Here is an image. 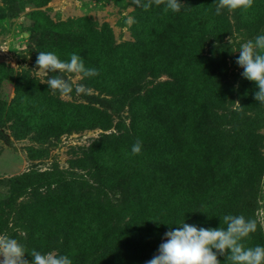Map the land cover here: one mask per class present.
<instances>
[{"label":"trees","instance_id":"obj_1","mask_svg":"<svg viewBox=\"0 0 264 264\" xmlns=\"http://www.w3.org/2000/svg\"><path fill=\"white\" fill-rule=\"evenodd\" d=\"M181 3L180 12H165V4L147 11L137 6L134 40L123 43L114 44L108 29L86 26L90 21L43 27L44 48L68 60L78 54L99 72L85 77L87 85L111 96L85 94L95 105L87 106L30 96L20 85L8 116L53 136L110 128L112 113L126 107L129 121L116 122V133H102L69 159L67 169L53 164L8 179L12 197L6 204L20 219L18 240L26 252L55 251L72 264H145L171 228L183 222L226 227L225 215L256 219V232L242 243L264 246L258 218L262 210L264 219V104L255 99L258 86L254 82L247 106L239 95L234 107L223 88L228 16L223 9L216 14V0ZM75 24L76 44L54 39L63 26ZM137 140L142 149L133 154ZM218 259L231 264L226 256Z\"/></svg>","mask_w":264,"mask_h":264},{"label":"rangeland","instance_id":"obj_2","mask_svg":"<svg viewBox=\"0 0 264 264\" xmlns=\"http://www.w3.org/2000/svg\"><path fill=\"white\" fill-rule=\"evenodd\" d=\"M252 6L253 10L223 9L231 23L230 32L224 38L227 51L224 55L223 88L232 94L234 107H239V95L242 103L248 105L255 83L243 77L244 69L236 62L239 52L232 51H238L242 43L264 35V0H253ZM136 12L137 4L134 0H0V234L6 233L18 240L19 234L23 233L20 219H17L6 204L12 197V185L8 182L10 177L32 168L47 171L53 164L67 169L69 159L80 155L82 149L87 148L102 133H116V122L127 125L129 121V109L126 107L120 113H112L113 123L110 128L71 130L53 136L30 125L24 126L22 122L9 117L13 113H10L9 107L20 85L28 88L30 96L38 94L42 98L95 106L85 94L76 95L74 90L70 96L61 97L59 92L54 94L46 83H41L50 76L59 75L58 71L47 76L37 75L33 71L36 70L38 53L49 52L43 46L48 38V34L42 31L43 27L50 26L51 22L90 21L92 26L89 23L85 25L98 31L108 29L113 43L117 44L134 40L133 21ZM77 27L76 24L63 26L64 31L54 33V39L58 41L59 38H66L76 44L80 39L75 32ZM208 50L209 48L205 49L206 52ZM54 53L61 60L69 59L59 54L58 50ZM66 76L67 74L65 78ZM165 78L166 76L160 77L161 80ZM78 83L92 89L91 94L111 96L89 87L85 77L79 79ZM260 132L263 138L261 151L264 155V127ZM260 191L262 202L264 176ZM24 199L26 196L15 199L14 205ZM258 218L260 222H264L262 210L258 211ZM165 241L166 237L163 236L161 243ZM26 258L32 257L26 254Z\"/></svg>","mask_w":264,"mask_h":264},{"label":"clouds","instance_id":"obj_3","mask_svg":"<svg viewBox=\"0 0 264 264\" xmlns=\"http://www.w3.org/2000/svg\"><path fill=\"white\" fill-rule=\"evenodd\" d=\"M137 6L145 11L153 4H165V12H180L181 0H134ZM253 0H218L216 14L222 9L230 11L247 9ZM237 64L244 69V78L254 81L258 86L255 99L264 104V35L257 36L240 45ZM37 75L47 76L59 72L41 83H46L55 94L61 97L70 96L75 90L76 95L91 94L92 89L78 83L83 77L99 75L95 68L85 66L83 59L75 52L70 60H61L54 52H39L36 59ZM65 74H67L65 78ZM142 143L137 140L132 146V153L139 154ZM220 228H203L183 222L178 227L165 233L166 241L161 243L158 252L145 264H220L218 255L226 256L231 264H264V246L246 248L242 240L257 230V220L243 215H225ZM264 228V222L260 224ZM215 250V251H214ZM26 254L32 257L31 261ZM0 264H72L67 255H59L55 251L41 253L33 249L30 253L19 240L9 235L0 234Z\"/></svg>","mask_w":264,"mask_h":264}]
</instances>
